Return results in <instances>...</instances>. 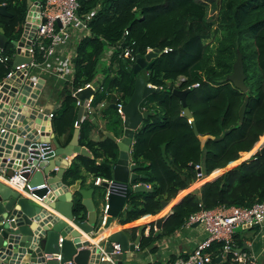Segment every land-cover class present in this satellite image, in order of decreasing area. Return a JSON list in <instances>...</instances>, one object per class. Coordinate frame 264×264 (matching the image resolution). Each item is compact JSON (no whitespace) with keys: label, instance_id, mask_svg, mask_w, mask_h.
<instances>
[{"label":"trees","instance_id":"obj_1","mask_svg":"<svg viewBox=\"0 0 264 264\" xmlns=\"http://www.w3.org/2000/svg\"><path fill=\"white\" fill-rule=\"evenodd\" d=\"M27 1L0 0L10 14L0 15V27L7 37L1 56H11L15 51L12 42L23 30ZM78 3V14L87 29L75 45L73 77L64 84L61 109L52 120L57 136L67 134L63 146L75 128L76 89L93 82L101 72L104 77L92 95L91 109L96 110L107 99L111 103H125L133 91L135 74L134 61L121 56L123 49L129 46L134 56L137 48L142 55L147 48L160 52L150 70L139 72L146 83L159 89L147 96L151 105L143 103L146 97L142 100L140 108L150 115L135 131L131 150L138 165L136 172L146 175L136 183H144L151 190L130 194L129 206L116 222L125 224L145 214H157L162 201H170L197 179L194 165L198 164L206 177L240 158L263 137L264 0H217L214 18H209L208 4L202 0H78ZM108 48L113 49L111 62L107 67L101 66V57ZM238 52L242 54L245 92L226 78ZM10 68L8 61L0 62V80ZM195 83L198 85L194 86ZM175 88L189 89L186 103L192 123L182 113L181 100L173 93ZM245 97L248 104L240 122L238 112ZM104 106L108 121L120 129L122 119L116 109ZM93 110L90 112L94 115ZM92 126L89 118L81 121L79 143L89 144L93 157L76 155L67 176L79 175L75 165L81 161L94 178L109 177L102 162L110 163L116 158L117 145L109 137L103 141L89 139ZM217 137L221 138L216 140ZM97 159L101 162L97 163ZM263 199L264 155H253L202 183L198 190L185 194L164 218L157 233L155 223L150 224L149 233L142 234L140 245L147 246L174 233L191 213L201 208L251 206ZM218 246L215 243L212 249Z\"/></svg>","mask_w":264,"mask_h":264},{"label":"water","instance_id":"obj_2","mask_svg":"<svg viewBox=\"0 0 264 264\" xmlns=\"http://www.w3.org/2000/svg\"><path fill=\"white\" fill-rule=\"evenodd\" d=\"M39 2L40 0H37L35 4ZM27 3L25 29L31 25V11L37 8L32 5L31 0ZM0 15H10L4 3L0 4ZM35 23L36 21L30 26L31 34L36 28ZM6 44L7 37L3 28L0 27V51ZM12 44L15 48V55L8 60V63L12 68L21 63L28 64L30 57L24 48L28 46L29 40L26 41L24 36H21ZM135 53L133 91L121 108L123 114L119 129L121 137L118 139L113 133L105 132L107 137L116 142L118 149L114 160L110 163L102 162L109 171L107 180L102 181L99 187L80 188V180L68 187L61 180L64 168L60 167L54 175H49L50 171L57 166L53 158L41 162L34 160L32 163L36 164L39 169L33 173H24V176L30 187L44 185L31 191L41 198V202L38 203L0 179V264H59L67 260H73L76 264H112L106 259L99 260L102 252L110 254L111 259L117 264H125L124 258L131 259V253L134 252L136 244H139L142 226L132 243H129L126 234L121 230L108 234L97 242L98 246L93 245L92 241L116 221L130 194L151 190L144 183H136L137 179L145 178L146 175L136 173L138 165L130 162L129 147L135 131L150 115L149 111L140 110L141 101L159 89L145 83L144 77L139 72L141 69L150 70L154 63L153 59L160 55V52L155 48L142 55L137 48ZM226 78L240 91L247 90L240 52L237 53L233 63L232 72ZM41 83L38 81L33 84L20 71L14 72L12 76L0 82V130L3 129L0 131V169H16L15 158L21 159V165L27 164L24 155L26 146L31 140L36 139L51 140L59 160L73 154L90 156L87 148L79 143V125L87 99L94 94L95 90L90 86H82L80 90L74 92V97L79 101L75 128L69 142L62 146L56 138H50L48 133L38 132V127H36L44 116L35 101L42 87ZM188 91V88L173 89V93L181 100L183 115L190 118L191 112L186 103ZM247 104L248 97H245L238 112L240 122L243 121ZM109 106L115 109L117 107L115 103ZM89 118L93 119L91 115ZM51 122L50 120V124ZM193 130L195 134H198L195 125H193ZM255 155H264V144L255 151ZM97 162L100 163V159H97ZM102 189L106 191L105 199L109 205L104 224L100 223L98 211L99 193ZM74 193L78 195L75 198ZM161 205L164 207L166 201H162ZM45 206L53 211H49ZM84 212H87L86 219H84ZM163 220V217L156 220V228H160ZM114 243L119 245V253H112ZM214 261L218 264L220 256L215 257Z\"/></svg>","mask_w":264,"mask_h":264},{"label":"crops","instance_id":"obj_3","mask_svg":"<svg viewBox=\"0 0 264 264\" xmlns=\"http://www.w3.org/2000/svg\"><path fill=\"white\" fill-rule=\"evenodd\" d=\"M36 1L37 0L35 1L31 0L32 3H35ZM23 30L20 33L17 41L23 35L22 34ZM77 41L78 38H76V36L74 35L72 39L69 41V45L66 48L60 49L59 51H57L56 54L48 57L45 60L42 61L40 60V62H38V64L35 66L29 65L28 67H26V72H24V70H21L22 71L21 74H23L25 78H29L33 82V84H36L38 81L42 82L41 83L42 87L39 90L37 99L35 100L40 108V111H42L44 115L43 119H41V122L38 123L36 126L38 127V132L48 133L50 138L53 137L56 138L62 146L67 134H64L62 136H57L53 130L52 122L50 124V120L52 121L53 118L58 115V112L61 109L62 90L64 84L70 81L73 77L74 64L71 61V55L75 53V45ZM13 54H15V51L13 52ZM13 54L9 57H12ZM112 54H113V49L108 48L105 51L104 55L101 57L100 65L105 67L109 66L111 62L110 60ZM103 77L104 76L100 72L96 75L93 82L91 83L97 85L100 81L103 80ZM5 79L6 77L1 79L0 82ZM110 104L111 102L108 101L107 99L102 101L97 106L96 110L90 109L91 112L93 110L94 115L91 114V112L88 111L87 109L84 110V114L82 116L81 121H83V119L85 118H89V115L93 117V119H91L93 126L91 127L89 132V139H92L93 141H103L107 137L105 135V132L107 131L113 133V135L116 136L118 139L121 137V134L119 133V129L114 128V126L108 121L107 114L102 110L106 108L104 105L109 106ZM140 110L146 111L145 108H140ZM49 113H53L54 115L50 118L48 117ZM92 120H94V122ZM132 144H133V138L131 140V144L129 147V153L131 157L130 162H134L131 154ZM81 146L87 148V150L90 152L89 157L92 158L93 153L90 145L86 143L84 144L81 143ZM261 146H259L258 148L253 146L251 150L242 153L240 158L229 162L227 166H225L224 168H218L214 170L208 176L203 177V179H198V180L196 179L187 188L180 190L173 199L166 202V205L164 207H161V210L157 214L154 215L145 214L140 218L125 224H120L119 221L117 222L115 221L103 233L99 234L93 240V242L94 241L98 242L101 239H104L108 234L121 230L126 234L129 243H132L134 242L139 232V228L142 226L143 230L140 234V240H141L142 234L143 236L148 235L150 230V224L152 222L155 223L158 218H162V217L165 218L171 212L172 207L176 203H178L185 194L193 190H198V188L202 183L214 179L218 175L222 174L226 169L234 167L239 162L251 159L253 155H255V151L258 150ZM75 157H76L75 154H73L72 156H68L63 160H59L56 155L53 157L55 163L57 164V166L55 167H57V169H59L60 167L64 168V172L61 179L62 183L70 187L77 180H80L81 181L80 188L87 189L97 186L93 184V180H94L93 173L88 171L86 166L81 161H79V163H76L75 165L76 168L79 169L78 176L72 178L66 175V171L70 166H72ZM14 162L16 163L17 167L21 165V159L15 158ZM55 171H56L55 169L51 170L49 175H54ZM12 172H13L12 168L0 169V175H3L5 177H8V175H10ZM76 195L77 193H74L73 197L75 198ZM105 195H106V191L102 189V191H100L99 193V200H98L99 215H101L102 207L106 202ZM128 206H129V201H127L121 213H123L128 208ZM45 207H47L49 211L50 210L53 211V209H51L50 207L48 206ZM55 213L60 217H62L58 212ZM84 213H85L84 219H86L87 212ZM160 228H161V224H160ZM160 228H156V223H155L154 232L157 233L158 231L156 230H160ZM204 237H205V232L203 230L202 225L193 224L190 227L182 226L174 233L168 236H162L157 240H155L154 242H152L151 244L144 247L140 245V240H139L138 248L135 247L134 252L131 253L132 256L131 259L126 260L124 258L123 261L125 264H166L168 261H174L179 256L186 257L188 253L194 249L196 244ZM234 239L236 245L240 246V247L238 246V248L240 249L242 248L243 251L247 252L254 259V264H256L257 262L259 264H264V223L258 225H252V226L242 225L236 227L234 233Z\"/></svg>","mask_w":264,"mask_h":264},{"label":"built area","instance_id":"obj_4","mask_svg":"<svg viewBox=\"0 0 264 264\" xmlns=\"http://www.w3.org/2000/svg\"><path fill=\"white\" fill-rule=\"evenodd\" d=\"M35 8L31 11V25H35L36 28L33 30V34L30 32V26L23 30L25 40H29V44L25 49L30 61L28 64L21 63L16 65L6 75V78L12 76L16 71L24 70L26 67L35 66L40 60H45L50 56H53L62 48H66L69 45V41L75 35L76 38L82 37L87 29L86 22L78 14L79 3L78 0H40L38 4L32 3ZM25 24V23H24ZM83 31V32H82ZM81 33V35H80ZM127 34V31L124 32ZM153 48H147L146 53L151 51ZM168 49H164L166 52ZM13 54L12 57H14ZM75 53L71 55V61ZM121 56L129 58L131 61H135V56L132 54V49L127 46L121 52ZM12 57L1 56L0 61L5 62ZM22 73V71H21ZM26 74V73H25ZM179 80H183L182 77ZM152 85V84H148ZM195 83L194 86H197ZM90 86L94 90L97 85L92 83H86L83 87ZM79 87L76 90H80ZM77 100V99H76ZM92 95L87 99L85 109L90 111L91 109ZM116 111L122 117L121 108L124 103L117 102ZM76 105H79V101H76ZM53 113H49L48 117H52ZM188 123H192V119L188 118ZM1 129L0 131H2ZM48 139H36L31 140L26 146L24 153L27 164L19 165L13 172L5 177L0 175V179L12 186L22 195L33 199L40 203L41 198L33 194L31 191L44 186L40 184L35 187H30L27 184V179L24 173H33L38 170V166L33 164L32 161L37 162L47 161L53 158L55 154V147ZM196 169V178L203 179V175L198 164L194 165ZM57 170V167H54ZM107 180L102 177H95L93 180L94 185H100L102 181ZM148 186V185H146ZM109 205L106 200L104 203L101 215L100 223L104 224L107 218V211ZM198 223L202 225L205 232V237L200 240L193 250H191L186 257L179 256L174 261H168L166 264H216L214 258L220 256L218 264H254V259L245 251L240 250L235 243L234 233L235 228L242 225L252 226L254 224L264 223V199L253 203L251 206H218L216 208L207 210L199 209L198 211L191 213L185 220L183 227H190L191 225ZM93 245H97L96 241H92ZM217 243L219 246L213 250L214 244ZM138 248V244L135 246ZM216 251V252H215ZM120 247L118 244H113L112 253H119ZM58 257V256H57ZM109 260L112 264H117L111 259L110 254L102 252L99 260ZM59 264H76L73 260H67Z\"/></svg>","mask_w":264,"mask_h":264},{"label":"rangeland","instance_id":"obj_5","mask_svg":"<svg viewBox=\"0 0 264 264\" xmlns=\"http://www.w3.org/2000/svg\"><path fill=\"white\" fill-rule=\"evenodd\" d=\"M35 1V0H33ZM202 1H205L207 4H208V15H209V18H214L215 17V14H216V6L215 4L217 3V0H202ZM142 103V101H141ZM141 103L139 106H141ZM144 104H148V105H151L150 103V100L148 99V97H146L143 101ZM263 137H261L257 143L254 145L255 147H259L261 146L262 144H264V134L262 135Z\"/></svg>","mask_w":264,"mask_h":264}]
</instances>
